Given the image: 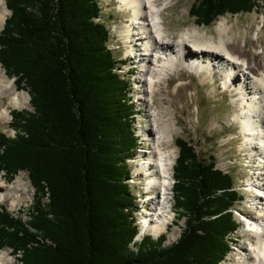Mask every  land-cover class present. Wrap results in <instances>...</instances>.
<instances>
[{
	"label": "trees",
	"instance_id": "trees-1",
	"mask_svg": "<svg viewBox=\"0 0 264 264\" xmlns=\"http://www.w3.org/2000/svg\"><path fill=\"white\" fill-rule=\"evenodd\" d=\"M6 2L12 13L0 32V63L33 109L11 112L16 134H0V170L9 179L28 172L39 195L28 223L0 211V247L20 252L19 264H220L239 228L232 208L241 195L232 174L182 138L174 184L182 235L130 250L136 203L124 162L135 155L136 112L118 71L125 62L97 21L100 0ZM257 7L258 0H194L190 12L209 26Z\"/></svg>",
	"mask_w": 264,
	"mask_h": 264
},
{
	"label": "bare ground",
	"instance_id": "bare-ground-1",
	"mask_svg": "<svg viewBox=\"0 0 264 264\" xmlns=\"http://www.w3.org/2000/svg\"><path fill=\"white\" fill-rule=\"evenodd\" d=\"M117 1H119L117 4L119 12L129 16L130 23L120 29V35L127 49L126 55L135 56V61L140 67L138 86L145 108L143 117L145 124L140 130L143 138L139 139V146L142 145V150L134 153V158L138 161L134 172L136 176L145 178L143 189L151 192L147 196L139 194L138 196L141 197L137 200L144 197L142 204L144 206L150 204L151 209L142 210L143 218L141 217L139 221L143 223V233L140 231L137 235L141 239L144 232L165 236L161 234L168 229L174 216L172 198H169L172 180H174L172 170L177 155L176 147L173 145L177 122L171 111L172 102L176 96H186V93L194 88L193 76L201 77L204 84L209 80L216 83L217 77L220 83L219 89L229 95L231 104L236 108L231 119L239 124V134L244 139L241 148L248 150L251 158L257 159L251 167L252 176L246 184V187L254 188L249 193L247 201L255 204L256 215L242 217L243 224L238 231L241 235L248 236L250 241L242 247V255L237 257L232 264H264V43L262 26L259 25L251 37L253 44H250L247 37L237 38V34L231 33L232 26L227 17L215 24L216 33L213 30L208 31L203 27L195 26L185 29L173 38L174 36L172 37L166 28L163 16L167 0ZM7 11L5 0H0L1 25L6 20ZM152 45L160 48L154 51V55L149 56ZM187 46L191 48V52L196 51V56L188 52ZM130 52L135 55L129 56ZM174 77L177 78L178 83L171 91L169 84ZM157 93H159L160 104L155 99ZM190 96L192 99V95ZM4 99L11 106L28 104V97L25 93L19 92L14 82L0 71L1 120H6L9 115L8 108L1 102ZM136 182L139 183L140 180ZM27 191L28 187L20 178L11 184L7 183L6 179L0 178V202H6L8 206H19ZM184 226H180L182 227L181 233ZM252 238L255 239L252 240ZM18 254L15 253V255ZM0 264H14L8 252L0 251Z\"/></svg>",
	"mask_w": 264,
	"mask_h": 264
},
{
	"label": "rangeland",
	"instance_id": "rangeland-1",
	"mask_svg": "<svg viewBox=\"0 0 264 264\" xmlns=\"http://www.w3.org/2000/svg\"><path fill=\"white\" fill-rule=\"evenodd\" d=\"M118 2L119 1L117 0H100L102 13L101 16L97 18V21L106 23L109 28V39L107 44L109 45L110 49L114 51L113 53L117 57L123 58L124 62H126L125 65H120L118 67V71L123 77L129 79L128 81L131 86L129 95L131 96L136 112L135 117L132 119L133 129L135 133H138L145 124V120L143 118L145 114V108L143 107L144 99L141 97V90L138 86L140 67L138 66V62L135 61V56H130L131 54L135 55V53L130 52L128 54L130 57L126 55L127 49L122 43L120 29H122L125 24L130 23V21L128 19L129 16L126 15V13L119 12L117 5ZM193 2L194 0H167V5H165L163 10V16L165 17L166 28L169 30L170 35L172 37L174 36L173 38L177 37L179 33L185 29L193 28L195 26L203 27L208 31L213 30L214 33H216L214 28L215 24L224 17H227L229 23L231 24L230 26H232L231 33L237 34V38L247 37L250 44H253L251 37L259 28V25H261L263 29L264 43V2L262 0H258V7L252 12L227 14L220 17L216 22L209 26L200 25L195 20V17L191 15L190 10ZM5 3L7 6L6 0ZM11 13V10L8 8L6 20ZM5 22L2 25L0 24V32L4 28ZM190 49L191 48H188V52L196 56V51L192 50L191 52ZM0 71H2L9 79L14 82V86L19 92L25 93V95L28 97V104L25 106H11L8 104L6 99L1 100L3 106L8 108L9 115L6 120L0 119V134L5 133L9 137H13L15 134V129L10 125L12 121L11 112L13 110H32L33 106L30 102L31 96L29 92L25 88L17 86L15 78L7 74L6 69L1 63ZM174 78L169 84V89L171 91L178 83L177 78ZM192 78L195 84L194 88L190 92L186 93V96H176L175 100L172 102L173 108H171V111L174 113V117L177 122V129L174 132L175 138L173 142V145L176 147L177 155L175 157L172 170L174 179L172 182H175L176 179L174 176L175 167L177 166V159L180 155V147L178 145V140L180 138L189 141L201 158L206 160L213 158L218 168L229 174H232L235 180V189H237L241 195V200H239L232 208L234 218L239 223V228L231 235V237H229L232 248L230 252H228L226 258L220 263L232 264L234 260L237 259V257L239 258V256L242 255V247L250 241L248 236L241 235V233L238 231L243 224L242 217L256 215L254 209L255 204H251L247 201L252 187H246V184L252 176L251 167H253V164L255 161H257V159L251 158L249 156L250 154H248L249 151L241 148L243 146L242 142L244 139L243 136L239 134V124L231 119V115L235 114L236 108L231 104L229 95L219 89V79L216 77V83H214L212 80H209L206 84H204L201 80V77L193 76ZM190 95H192V99L190 98ZM155 99L156 102L160 104L159 93H157V98ZM137 146L138 147L137 150L135 149V152H140L142 150V145L141 147L139 145ZM134 157L135 155L129 158L127 162H124V165L130 168V177L124 180H126L129 189L131 192H133L132 196L136 198L142 193V190L145 187V185H143L145 178L136 176L134 168L136 167L138 161ZM0 178H3L4 180L6 179L7 183L9 184L16 182V180L20 178L28 187V191L25 195H23V199L20 201L19 206L13 207L14 214H21L16 217L10 215L16 220H20L23 223H28L30 219V212L33 210L32 207L36 205L39 195V192L35 190L36 187L34 188V184L30 180L29 173L26 171H21L15 176V178L9 179L7 171L0 170ZM139 180L140 182L137 183L136 181ZM173 188L174 185H172L171 193H169L171 197L169 195L168 196L169 198H172L174 219L173 221H170L168 229L161 234L165 236L157 237L153 233L144 232L145 234L141 239L137 233H140V231L143 233V223L139 221L141 217L143 218V215H141L142 208H140L144 207L142 204L144 203L143 198H140V200H135L136 204L134 208L129 207L132 212L131 216L135 217L134 225H136L137 228L136 241H134V237L130 242L131 251L138 252L140 245H142V240L144 239H146L149 243L154 244L165 241L164 243L166 246L170 245V243H174V241L177 240L181 233L182 227L180 226H184L186 217L184 216L185 213H183V210L177 209L175 192ZM42 197V201L49 202L48 195H43ZM0 204H3L4 207H8L6 202H0ZM253 239L255 238H252V240ZM12 250L13 249L9 246L0 247V251H6L11 255L14 264H19L21 254L18 252L19 254L17 253L18 255H15Z\"/></svg>",
	"mask_w": 264,
	"mask_h": 264
},
{
	"label": "built area",
	"instance_id": "built-area-1",
	"mask_svg": "<svg viewBox=\"0 0 264 264\" xmlns=\"http://www.w3.org/2000/svg\"><path fill=\"white\" fill-rule=\"evenodd\" d=\"M9 207V208H8ZM8 207H4L3 204H0V210L3 211L5 210L6 212H8L11 216H18L20 214H13V206H8ZM30 220V219H29ZM176 242V241H175Z\"/></svg>",
	"mask_w": 264,
	"mask_h": 264
}]
</instances>
